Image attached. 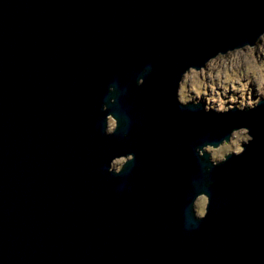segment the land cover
<instances>
[{
	"label": "water",
	"instance_id": "95a60500",
	"mask_svg": "<svg viewBox=\"0 0 264 264\" xmlns=\"http://www.w3.org/2000/svg\"><path fill=\"white\" fill-rule=\"evenodd\" d=\"M263 35L264 0H0V264H264V98L178 97Z\"/></svg>",
	"mask_w": 264,
	"mask_h": 264
},
{
	"label": "rangeland",
	"instance_id": "374dc122",
	"mask_svg": "<svg viewBox=\"0 0 264 264\" xmlns=\"http://www.w3.org/2000/svg\"><path fill=\"white\" fill-rule=\"evenodd\" d=\"M181 102L202 101L206 109L224 111L234 106L250 108L264 98V35L251 47L219 55L198 71L191 69L184 76L178 94ZM115 127V121L109 119L108 130ZM250 139L247 130L234 132L230 142L218 148L207 147L214 161L224 158L229 152L239 153ZM125 158H118L113 168L119 169ZM207 197L200 196L195 203L199 215L205 213Z\"/></svg>",
	"mask_w": 264,
	"mask_h": 264
}]
</instances>
